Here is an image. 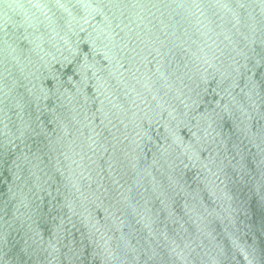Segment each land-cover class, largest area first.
<instances>
[{
    "label": "water",
    "instance_id": "obj_1",
    "mask_svg": "<svg viewBox=\"0 0 264 264\" xmlns=\"http://www.w3.org/2000/svg\"><path fill=\"white\" fill-rule=\"evenodd\" d=\"M0 264H264V0H0Z\"/></svg>",
    "mask_w": 264,
    "mask_h": 264
}]
</instances>
